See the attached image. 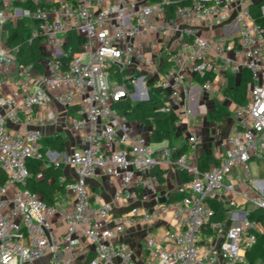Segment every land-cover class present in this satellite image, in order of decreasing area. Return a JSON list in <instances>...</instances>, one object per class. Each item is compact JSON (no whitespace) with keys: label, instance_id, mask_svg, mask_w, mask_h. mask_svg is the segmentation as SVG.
Returning <instances> with one entry per match:
<instances>
[{"label":"built area","instance_id":"1","mask_svg":"<svg viewBox=\"0 0 264 264\" xmlns=\"http://www.w3.org/2000/svg\"><path fill=\"white\" fill-rule=\"evenodd\" d=\"M174 3L0 0V264L45 256L46 264H132L125 230L166 213L174 228L163 239L147 231L148 264L246 263L245 250L262 233L250 214L264 215V0H189L171 8ZM20 20L32 23L30 37L44 40L41 74L26 71L17 62L18 46L6 42L3 27ZM71 33L82 40L72 54ZM244 71L251 79L246 103L234 110L224 154L203 172L191 161L199 134L190 132V153L174 159V148L156 147L116 108L146 101L151 87L159 88L167 94L164 110L188 123L193 113L180 95H190L189 75L212 91L216 76ZM59 112L70 115L78 147L43 149L42 128L57 125ZM30 160L72 169V178L62 173L65 192L54 205L27 188ZM172 166L186 180L178 199L159 202L152 169ZM96 172L118 180L113 202L142 206L113 214L112 204L88 188ZM209 201L223 208L221 222L211 221ZM56 220L66 225L60 235Z\"/></svg>","mask_w":264,"mask_h":264},{"label":"crops","instance_id":"2","mask_svg":"<svg viewBox=\"0 0 264 264\" xmlns=\"http://www.w3.org/2000/svg\"><path fill=\"white\" fill-rule=\"evenodd\" d=\"M12 26L4 27L8 31ZM215 35L219 34L220 31H214ZM208 34L203 33V36ZM7 38V36H6ZM44 40L40 45V50L44 56L46 51L44 49ZM43 61V60H42ZM41 61V64H42ZM38 74L37 72H35ZM243 73V72H242ZM249 76V80L246 86V97L248 93V86L250 84V74L248 71H244ZM233 75L225 74L218 75L213 79L212 91H206L201 89V81L192 76H188L185 89L190 90V95L185 97L184 93H181V98L184 99L185 103L190 106L192 110V119L187 123L185 119L179 117L174 139L170 144V147L174 148L173 158L178 156V153L189 154L190 149L186 144V138L190 132H196L201 137V142L197 147L194 155L191 157V161L196 163L197 156L200 152L212 155L216 161L224 154L227 149L226 136L229 126L234 122L233 113L237 104L233 99L225 94L224 89L227 84L229 77H232L235 82H238L241 78ZM131 103V102H130ZM224 108L228 111L229 116L223 122H213L206 119V114L216 108ZM71 112V111H70ZM59 123L57 125H46L42 128L43 138L55 137L57 135L64 139V149L69 151L73 148L78 147V134L71 130V117L69 114L59 112ZM135 132L140 134L149 135L151 133V127L144 126L137 123H132ZM156 147L167 145L166 142L155 144ZM212 165V164H211ZM163 182L159 184L156 189V195L159 198L162 197H173L176 196V190L179 183L182 181L181 171L175 167H163ZM62 173L72 178V169L63 167ZM181 175V176H180ZM186 180V179H185ZM184 181V180H183ZM119 182L116 179L109 178L96 172L94 175L88 178L87 185L92 196L101 201H105L112 204V213L118 214L128 210L130 206H142L140 202H113L112 195L115 192ZM174 220L170 213L160 215L157 219L151 222L149 225L143 226H130L128 227L123 236L122 240L126 243L132 252V264H148L147 254L145 250V235L147 231H150L157 239H163L168 231L174 228ZM66 225L60 224L57 220L55 221L56 234L60 235L65 230ZM48 257H42L32 264H46ZM76 264V263H75Z\"/></svg>","mask_w":264,"mask_h":264},{"label":"trees","instance_id":"3","mask_svg":"<svg viewBox=\"0 0 264 264\" xmlns=\"http://www.w3.org/2000/svg\"><path fill=\"white\" fill-rule=\"evenodd\" d=\"M172 1L175 3L171 8L175 5L186 3L189 0ZM171 8L169 6L167 10ZM31 31L32 23L29 20H20L9 29L6 42L10 47L18 46L17 62L22 64L26 71L41 74L43 72L41 61L46 57L40 50L43 38L41 36L30 37ZM81 42L82 40L75 34H69V53H75ZM248 80L249 76L244 72L238 82H235L232 77H229L227 80L224 92L237 105H244L246 103ZM166 95L161 89L151 87L146 101L130 103L126 100L117 104L116 108L127 117L129 122L151 127V143L160 144L166 142L170 146L174 139L179 117L172 111L167 112L164 110L167 105ZM228 116L229 113L226 109L218 107L209 111L206 114V119L213 122H223ZM41 145L43 149L60 152L64 149V139L59 135L45 137L41 140ZM179 155H181V152L178 153ZM215 163H217L216 159L204 152H200L196 159V165L200 172L207 170L211 164ZM27 169L32 175L27 181V188L38 193L47 206L54 205L65 192V184L60 182L62 165L53 166L45 163L43 160H30L27 162ZM152 172L157 174L159 182L162 183L164 170L155 167L152 169ZM180 179L182 181L186 179L183 173ZM178 198V196H175L173 199ZM209 205L214 210L211 221L221 222L224 216L223 208L214 201H209ZM250 218L260 222L262 233L257 234L255 244L245 250V264H264V215L260 210L256 209L251 212Z\"/></svg>","mask_w":264,"mask_h":264},{"label":"rangeland","instance_id":"4","mask_svg":"<svg viewBox=\"0 0 264 264\" xmlns=\"http://www.w3.org/2000/svg\"><path fill=\"white\" fill-rule=\"evenodd\" d=\"M3 29H4V27H3ZM259 166H261V165H259ZM259 168H260V176H263L264 175V166H261ZM252 195L253 194L251 193L250 196H252ZM247 209H251V205H248Z\"/></svg>","mask_w":264,"mask_h":264},{"label":"water","instance_id":"5","mask_svg":"<svg viewBox=\"0 0 264 264\" xmlns=\"http://www.w3.org/2000/svg\"><path fill=\"white\" fill-rule=\"evenodd\" d=\"M165 201H166L165 198H160V199H159V202H165Z\"/></svg>","mask_w":264,"mask_h":264}]
</instances>
